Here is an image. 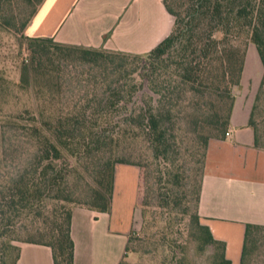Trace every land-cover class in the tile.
<instances>
[{
    "label": "trees",
    "instance_id": "1",
    "mask_svg": "<svg viewBox=\"0 0 264 264\" xmlns=\"http://www.w3.org/2000/svg\"><path fill=\"white\" fill-rule=\"evenodd\" d=\"M10 2L0 0V13ZM43 2L22 23L24 34ZM164 3L173 29L145 54L24 35L30 57L19 86L35 89L39 105L0 118V264H17L21 248L14 241L47 245L54 264H75L74 208L110 211L118 163L142 169V214L154 207L160 219L143 221L156 227L148 238L155 250L185 264L176 248L186 232L213 248L211 264H232L226 242L202 223L199 204L208 144L229 129L249 42L263 66L249 126L264 149L255 124L264 104V0ZM146 79L149 90L138 95ZM192 134L194 145H203L199 167L189 161L191 147L183 153ZM129 140L146 143L145 152L129 158ZM259 229L264 225H246L241 264Z\"/></svg>",
    "mask_w": 264,
    "mask_h": 264
},
{
    "label": "crops",
    "instance_id": "2",
    "mask_svg": "<svg viewBox=\"0 0 264 264\" xmlns=\"http://www.w3.org/2000/svg\"><path fill=\"white\" fill-rule=\"evenodd\" d=\"M174 17L164 0H44L27 26L30 37L65 44L145 54L172 31ZM253 103L236 98L223 138L208 144L199 213L226 256L241 264L246 225H264V149L249 126ZM141 201V170L115 166L109 212L76 207L72 216L75 264H120ZM17 264H54L51 247L19 242Z\"/></svg>",
    "mask_w": 264,
    "mask_h": 264
},
{
    "label": "rangeland",
    "instance_id": "3",
    "mask_svg": "<svg viewBox=\"0 0 264 264\" xmlns=\"http://www.w3.org/2000/svg\"><path fill=\"white\" fill-rule=\"evenodd\" d=\"M38 5V0L30 2L28 0H12L0 13V77L4 78V83L0 88V118L11 112L22 111L25 108L32 110L38 109L36 101V90L33 88L25 89L19 86L21 77V64L29 59L30 50L22 30V23L31 15ZM59 63V61H57ZM263 75V66L256 49V46L249 42L247 44L246 61L243 71L241 84L233 87L235 98L250 105L254 104L255 97L260 86ZM75 83L72 84L71 91L77 90ZM149 90L148 80H145V87L142 92ZM142 96V95H141ZM255 124L262 135V146H264V104L261 110L255 116ZM196 135L192 134L190 139L184 144L183 153H186L188 147L195 151L193 158L189 157L190 163L196 167L200 164L197 162L203 153V145H194ZM130 153L129 158L134 159L135 154L145 152L146 143L129 140ZM191 150L188 152L190 153ZM139 167V166H138ZM140 168V167H139ZM141 170V201L136 213L135 227L130 236L133 237L131 251L128 252L122 264H172L170 259H166L160 251L154 249L148 239L155 234L156 227L143 226V221H160L156 219L157 209L148 208L147 215L144 219L142 214V169ZM156 219V220H155ZM163 221V220H161ZM177 242L178 253L186 256L185 264H211L213 248L201 247L195 240L190 239L184 232ZM252 249L247 258L246 264H264V229H259L254 234ZM21 241H14L18 244ZM154 249V250H153ZM169 253V250H168ZM168 260V261H167Z\"/></svg>",
    "mask_w": 264,
    "mask_h": 264
},
{
    "label": "water",
    "instance_id": "4",
    "mask_svg": "<svg viewBox=\"0 0 264 264\" xmlns=\"http://www.w3.org/2000/svg\"><path fill=\"white\" fill-rule=\"evenodd\" d=\"M140 92H142V90H141ZM136 98H137V95L134 97V101H136ZM132 104H133V103H132Z\"/></svg>",
    "mask_w": 264,
    "mask_h": 264
},
{
    "label": "built area",
    "instance_id": "5",
    "mask_svg": "<svg viewBox=\"0 0 264 264\" xmlns=\"http://www.w3.org/2000/svg\"><path fill=\"white\" fill-rule=\"evenodd\" d=\"M229 134V132H227V135Z\"/></svg>",
    "mask_w": 264,
    "mask_h": 264
}]
</instances>
